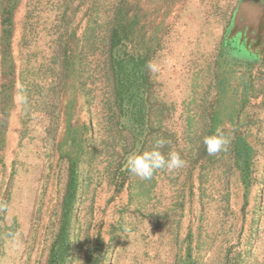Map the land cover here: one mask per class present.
Listing matches in <instances>:
<instances>
[{
    "label": "trees",
    "instance_id": "trees-1",
    "mask_svg": "<svg viewBox=\"0 0 264 264\" xmlns=\"http://www.w3.org/2000/svg\"><path fill=\"white\" fill-rule=\"evenodd\" d=\"M22 1L0 0V115H9L16 95H20V117L24 119L25 112L36 103L34 89L41 91L39 82L44 78L45 94H38L36 101L45 109L54 133L59 129L61 113L65 115L59 149L67 159L68 181L47 264H68L73 240L80 238L79 230L73 233L77 204L83 202L88 185L94 181L98 162L104 169L103 175L98 173L100 179L96 176V185L103 179L114 187V195H127L129 207L121 209L116 222L120 232L129 228V209L137 214L147 212L151 200L162 196L158 185L169 179L174 188L163 215L174 211L181 218L189 204L190 211L198 209L200 216V223L189 227L182 244L186 245L184 253L180 248L176 264H264L254 258L252 246L244 257L240 253L232 257L225 234L219 249L206 256L212 247L208 240L216 233L205 224L213 186L221 185L216 192L226 213L230 208L229 187L239 183L244 190L241 210L245 214L252 188L261 183L257 174L261 181L264 179V165L261 171L258 166V159L264 158V54L257 61L246 62L245 69L238 68L221 51L206 61L193 79L195 95L181 112L178 125L177 109L160 93L161 84L148 68L161 49L163 17L175 0H78L77 4L76 0H58L57 8L63 10L56 16V28H38L36 10L42 0H25V19L15 44V18ZM81 7L84 15L73 27ZM84 110L88 121L80 124L78 113ZM218 128L230 137V143L225 151L210 156L202 137ZM160 136L172 142L163 151L174 147L186 165L175 173L158 170L151 180H140L127 170L126 159L134 152L150 149ZM261 198L256 194V201ZM261 211L258 202L253 210L250 243L259 231ZM157 213L153 210L149 217ZM174 222L179 226V220ZM90 226L81 233L86 249L83 264H107L105 242L99 234L89 239ZM222 230L220 226L218 231Z\"/></svg>",
    "mask_w": 264,
    "mask_h": 264
},
{
    "label": "rangeland",
    "instance_id": "rangeland-1",
    "mask_svg": "<svg viewBox=\"0 0 264 264\" xmlns=\"http://www.w3.org/2000/svg\"><path fill=\"white\" fill-rule=\"evenodd\" d=\"M57 1L42 0L38 5V28H56L59 24L56 16L63 8H57ZM175 1L167 16L163 17L165 21L161 49L152 62L158 69L153 73L161 84L160 93L174 104L177 109L175 121L180 125L181 112L195 95L191 86L193 79L206 61L213 59L219 51L237 63L238 68L245 69L246 62L257 60L235 56L223 44L239 0ZM246 8L264 12V0H242V14ZM26 9V1L23 0L15 18L18 28L15 44L18 42ZM84 11L81 7L77 12L73 27H76ZM254 13L258 15V12ZM242 14L234 20L232 28L233 31L236 30L240 40L247 37L245 52L249 55V45L257 41L255 30L258 23L252 22L254 30L250 33L248 28L251 27L245 24V21L249 24V20ZM80 22L83 24L84 20ZM261 45L264 46V38ZM260 47L257 45L252 50L253 53ZM44 79L39 82L41 91L34 89L37 95L45 94L47 82ZM37 95L33 98L36 103L30 111L25 112L24 119L20 117V95H16L9 115H0V264H47L50 247L59 230L61 206L68 181L67 159L62 157L59 149L65 131V115L61 113L59 129L54 133L49 126L45 109L36 101ZM78 116L80 124L88 121L85 110L79 111ZM263 165L264 158L260 157V171ZM103 169L104 164L98 162V173L103 175ZM96 176L88 185L83 202L77 204L78 220L75 219L73 233L79 230L80 240H73L68 264H83L86 249L82 242L84 235L81 233L83 234V228L88 230L90 223L89 239L94 240L97 234L103 238L107 264H176V258L181 254L180 248L184 253L186 245L182 244L189 227L194 224L195 228V224L200 223L198 209L191 212L187 204L181 218L174 211L165 217L163 214H166L165 208L171 202L174 187L169 179L162 180L157 187L162 196L154 197L149 210L143 214L129 209V217L126 218L129 228L122 233L117 230L116 222L122 215L121 209L129 207L127 195L124 192L114 195V187L105 184L103 179L102 183L99 180L97 186ZM98 178L100 179L99 176ZM257 178L261 183L252 188L245 214L241 210L244 190L239 183H232L229 187L230 208L226 213L221 196L216 192L217 188L221 189V185L217 183L213 186L215 192L207 199L205 224L216 235L208 240L212 247L206 256L211 257V252L219 249L217 246L221 245L225 234L232 257L239 253L244 257L246 250L252 246L254 258L264 263V179L261 181L262 177L258 174ZM198 187L197 182L194 188L195 199L199 196ZM258 193L262 198L256 201ZM258 202L262 204L263 211L259 214L257 236L250 243L253 210ZM194 205L198 206L196 200ZM153 210H158V216L149 217ZM174 220H179V226ZM220 226L223 230L219 232ZM214 257L216 259V255Z\"/></svg>",
    "mask_w": 264,
    "mask_h": 264
},
{
    "label": "clouds",
    "instance_id": "clouds-1",
    "mask_svg": "<svg viewBox=\"0 0 264 264\" xmlns=\"http://www.w3.org/2000/svg\"><path fill=\"white\" fill-rule=\"evenodd\" d=\"M148 68L151 72L158 70L153 62H149ZM201 142L205 146L207 153L211 156L225 151L230 143V137L226 136L218 128L214 133L204 135ZM171 143V140L163 136L155 138L150 149L134 152L127 157V170L140 180L148 181L153 178L158 170L175 173L183 169L186 165V160L181 156L179 151L174 147H170L167 153L163 151L165 146H170Z\"/></svg>",
    "mask_w": 264,
    "mask_h": 264
},
{
    "label": "flooded vegetation",
    "instance_id": "flooded-vegetation-1",
    "mask_svg": "<svg viewBox=\"0 0 264 264\" xmlns=\"http://www.w3.org/2000/svg\"><path fill=\"white\" fill-rule=\"evenodd\" d=\"M246 38L247 37L245 36L240 40L237 36L236 30L233 31V28L230 27L229 32H227L225 36L224 46L231 52V54H234L235 56L248 60H258L264 53V48L263 45H261V40L256 41L255 44L252 43L249 45L251 46V49L248 51L249 55H247V53L245 52V47H247ZM257 45H260L261 47L256 50L255 53H253Z\"/></svg>",
    "mask_w": 264,
    "mask_h": 264
},
{
    "label": "water",
    "instance_id": "water-1",
    "mask_svg": "<svg viewBox=\"0 0 264 264\" xmlns=\"http://www.w3.org/2000/svg\"><path fill=\"white\" fill-rule=\"evenodd\" d=\"M247 1H250V0H247ZM252 1H255V2H258L259 0H252ZM241 2L242 0H239L238 1V4H237V8L235 9V11L233 12V15H232V19H231V23H230V27H232L233 25V22L236 18H239V16L242 14V11L241 10ZM254 12H258V15L256 16V14ZM243 13L242 14L245 18L247 17L248 20H249V24L248 22L245 21V24H247V26H250L251 28H248L249 29V32L251 33L254 29L252 28V22H256L258 23L257 24V29L255 30L256 31V40H263L264 38V12H262V10L259 9V11H254L253 9H247L246 10H243ZM230 29V28H228ZM264 48V46H263Z\"/></svg>",
    "mask_w": 264,
    "mask_h": 264
}]
</instances>
